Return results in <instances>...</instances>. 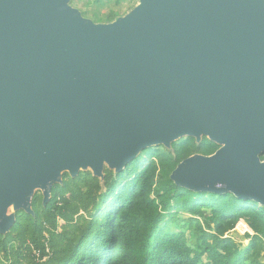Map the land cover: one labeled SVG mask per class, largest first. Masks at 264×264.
<instances>
[{"label": "water", "instance_id": "1", "mask_svg": "<svg viewBox=\"0 0 264 264\" xmlns=\"http://www.w3.org/2000/svg\"><path fill=\"white\" fill-rule=\"evenodd\" d=\"M69 3L0 0V234L65 173L186 137L218 148L176 186L264 207V0H138L108 23Z\"/></svg>", "mask_w": 264, "mask_h": 264}, {"label": "trees", "instance_id": "2", "mask_svg": "<svg viewBox=\"0 0 264 264\" xmlns=\"http://www.w3.org/2000/svg\"><path fill=\"white\" fill-rule=\"evenodd\" d=\"M117 17L109 13L106 23ZM217 148L186 137L170 149L147 148L122 172L105 168L102 180L65 173L50 202L36 192L34 215L16 212L0 234V264H264V207L231 193L188 191L169 177L183 159ZM239 222L246 244L228 235Z\"/></svg>", "mask_w": 264, "mask_h": 264}, {"label": "rangeland", "instance_id": "3", "mask_svg": "<svg viewBox=\"0 0 264 264\" xmlns=\"http://www.w3.org/2000/svg\"><path fill=\"white\" fill-rule=\"evenodd\" d=\"M137 3L138 0H70L69 4L78 9L84 17L93 20L95 23H106L107 15L109 13H114L117 16H123ZM104 167L108 169L106 166ZM111 172L115 173L114 170H111ZM85 213L81 211L77 215H85ZM180 215H185V213L180 212ZM61 223L62 220L59 221V224ZM246 230H248V228L244 222H239L234 230L228 232V235L237 237L238 239H241L244 244H246L247 240L242 237V232ZM37 256L38 253L34 251L33 257L36 259Z\"/></svg>", "mask_w": 264, "mask_h": 264}, {"label": "flooded vegetation", "instance_id": "4", "mask_svg": "<svg viewBox=\"0 0 264 264\" xmlns=\"http://www.w3.org/2000/svg\"><path fill=\"white\" fill-rule=\"evenodd\" d=\"M262 159H264V156H263V158Z\"/></svg>", "mask_w": 264, "mask_h": 264}]
</instances>
